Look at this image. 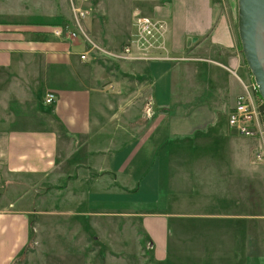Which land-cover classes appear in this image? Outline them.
<instances>
[{
    "label": "crops",
    "instance_id": "obj_1",
    "mask_svg": "<svg viewBox=\"0 0 264 264\" xmlns=\"http://www.w3.org/2000/svg\"><path fill=\"white\" fill-rule=\"evenodd\" d=\"M234 3L132 5L165 21L178 58L119 64L80 59L83 38L52 32L67 21L0 14V170L51 184L53 198L44 207L49 197L31 191L0 204V264L29 247L39 249L30 264L44 255L88 264L92 249L141 242L151 264H264V161L249 159L264 138L226 122L246 72ZM132 11L114 22L88 16L85 29L117 49L131 37Z\"/></svg>",
    "mask_w": 264,
    "mask_h": 264
},
{
    "label": "built area",
    "instance_id": "obj_2",
    "mask_svg": "<svg viewBox=\"0 0 264 264\" xmlns=\"http://www.w3.org/2000/svg\"><path fill=\"white\" fill-rule=\"evenodd\" d=\"M69 2L73 23L77 31L72 30L68 22H63L54 25L52 32L56 36H65L68 39H74L78 34L81 35L88 46L79 54L80 59L87 60L88 55L93 58L94 54L116 61L171 60L178 58L169 54L166 45L167 26L163 19L133 9L131 22L134 31L131 37L117 49H109L91 40L83 27L84 20L91 12L90 0H69ZM238 81L241 85V92L236 95L231 108L227 112V125L238 135L254 137L261 141L264 138V101L258 94L251 75L247 79L238 77ZM54 98V93L47 91L44 94L43 101L49 104ZM263 156V149L255 152L256 160H261Z\"/></svg>",
    "mask_w": 264,
    "mask_h": 264
},
{
    "label": "rangeland",
    "instance_id": "obj_3",
    "mask_svg": "<svg viewBox=\"0 0 264 264\" xmlns=\"http://www.w3.org/2000/svg\"><path fill=\"white\" fill-rule=\"evenodd\" d=\"M128 2L131 3L130 6H128ZM152 2L153 0H90L91 12L89 16L94 18L96 17L103 18L105 16H108L109 20L114 22L116 16H120V13L121 14L124 13L126 18L129 19L130 12L132 11L131 9L132 5H137L143 10L144 8L143 5H148V3H152ZM234 6L236 13V9H237L236 0ZM0 14H8L7 15L8 21L15 20L16 22L19 21L25 23H28L27 21L29 19H32L33 17H34L33 19H37L38 22L41 21L51 22L54 20L62 21L64 19L63 21H67L72 30L74 29L76 30V27L73 23V16H72V11L70 9L69 0H0ZM83 27L85 29L84 24ZM97 27L98 25L96 26V28ZM130 30L133 33L134 26L131 25ZM85 31L91 39L92 38L91 35H89L86 29ZM77 37L81 39V35L78 34ZM93 41L96 42L95 40ZM204 47H206V44L202 45V48ZM94 57L95 59L98 58V60H103L104 62L107 63L119 64L118 62H120V61H115L113 59H109L104 56H98L97 54H94ZM111 60L113 62H111ZM245 67H246L245 68L246 72L243 78L247 79L251 74L246 64ZM249 159L254 160L255 153H251ZM262 160L264 161V156L260 161ZM14 180L15 178L9 179V177H7V175H5L0 170V194H2L0 198V204L8 201V199L10 198L12 199L16 197L18 194L27 192L26 195H28L32 191L35 195L42 193L41 195H44L45 198L49 197L48 200L46 199L42 203L44 207H48L49 205H51L53 198L52 196L48 195L49 193H46V191H50V188L52 187L51 184H49L48 186H46L42 182L40 184L37 181H34L35 180L34 178L31 179L27 178L25 180L21 179L20 182L17 183ZM15 185H18L17 189L15 188ZM66 185L67 184L61 183V187L63 190L66 189L68 190V186L65 189ZM72 190H77V188H74L72 186ZM50 193L52 194V192ZM2 199H4L5 201H2ZM56 202L59 204V208L62 209L64 204L62 198H58ZM30 205H32V203H30ZM140 244H142V242ZM140 244L139 247L136 249V251H135L136 246L134 247L130 246L132 247L130 249V252H128L124 248L117 250L116 248H112L111 251H109L110 250L109 248H102L101 254L96 256L94 255L96 252H93L92 249L91 253L94 254H90V255L88 254V258H87L89 262L88 264H151L150 254L148 252L147 247L146 246L142 247ZM29 249L32 251L30 250L24 251L23 255L20 257V259L17 261L16 264H30V262L28 261L30 260L33 261V257L39 255V252L36 251L39 249H37L36 247H34L33 249L29 247ZM87 251L89 252V248H87ZM34 264H52V263L49 262L48 256L44 255L39 259H37L36 263ZM56 264H61V263L57 261Z\"/></svg>",
    "mask_w": 264,
    "mask_h": 264
},
{
    "label": "water",
    "instance_id": "obj_4",
    "mask_svg": "<svg viewBox=\"0 0 264 264\" xmlns=\"http://www.w3.org/2000/svg\"><path fill=\"white\" fill-rule=\"evenodd\" d=\"M236 6L240 51L264 101V0H236Z\"/></svg>",
    "mask_w": 264,
    "mask_h": 264
},
{
    "label": "bare ground",
    "instance_id": "obj_5",
    "mask_svg": "<svg viewBox=\"0 0 264 264\" xmlns=\"http://www.w3.org/2000/svg\"><path fill=\"white\" fill-rule=\"evenodd\" d=\"M263 44H264V39H263Z\"/></svg>",
    "mask_w": 264,
    "mask_h": 264
},
{
    "label": "trees",
    "instance_id": "obj_6",
    "mask_svg": "<svg viewBox=\"0 0 264 264\" xmlns=\"http://www.w3.org/2000/svg\"><path fill=\"white\" fill-rule=\"evenodd\" d=\"M63 21V20H62ZM239 48H240V44H239Z\"/></svg>",
    "mask_w": 264,
    "mask_h": 264
}]
</instances>
